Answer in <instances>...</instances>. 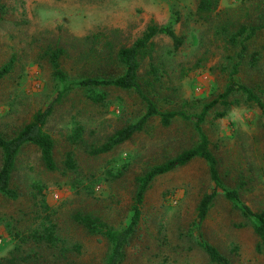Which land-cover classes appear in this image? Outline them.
I'll return each instance as SVG.
<instances>
[{
	"label": "rangeland",
	"instance_id": "1",
	"mask_svg": "<svg viewBox=\"0 0 264 264\" xmlns=\"http://www.w3.org/2000/svg\"><path fill=\"white\" fill-rule=\"evenodd\" d=\"M200 0H0V67L14 58L13 70L0 79V132L13 136L34 113L57 94L50 51L62 48L61 64L69 80L115 77L124 71L118 59L151 23L166 25L174 11L185 35L182 50L173 51L167 34L154 38L152 57L141 60L143 91L161 110L198 111L224 91L232 64L241 50L231 35L241 25L264 24V0H221L207 22L196 15ZM257 54V61L251 60ZM151 63L156 66L152 72ZM239 80L264 100V29L247 42ZM105 100L94 101L75 87L54 105L46 130L55 140L58 168L49 170L34 145L23 147L13 173L18 198L0 193V259L10 256L19 235L40 225L43 184L52 216L68 241V258L34 243L19 246L21 264H104L108 240L92 235L74 215L90 213L120 227L131 216L137 177L150 166L194 146L198 133L192 120L177 117L164 126L153 117L144 130L107 153L92 154L117 130L138 119L146 104L133 90L102 86ZM230 108L216 105L204 123L219 170L229 186L243 185L241 199L253 210L264 209V116L246 95L230 97ZM83 127L75 141L76 125ZM73 152L79 173L65 168ZM2 153L0 150V167ZM123 173L112 177L119 170ZM110 172V173H109ZM80 179L75 184L74 177ZM81 184V185H80ZM212 182L202 158L158 176L147 191L142 219L125 248L121 264H216L198 245L191 226L197 206ZM205 238L228 257L229 264H264V246L251 222L219 194L203 224ZM17 235V236H16ZM15 237V238H14ZM80 245V250L74 245ZM20 258V257H19Z\"/></svg>",
	"mask_w": 264,
	"mask_h": 264
},
{
	"label": "trees",
	"instance_id": "2",
	"mask_svg": "<svg viewBox=\"0 0 264 264\" xmlns=\"http://www.w3.org/2000/svg\"><path fill=\"white\" fill-rule=\"evenodd\" d=\"M221 0H200L196 15L200 21L207 22L211 20L214 14L219 10ZM178 11L172 13L170 21L166 25L151 23L144 33L138 37L131 46L122 47L118 51V59L124 66L123 73L109 78L89 77L78 80H69L66 71L61 64V56L64 54L62 48H56L50 51V63L52 65L53 76L57 84H61L57 94L46 105L39 108L33 115L32 119L20 128L13 136H6L0 132V150L2 153V164L0 167V193L11 198H18V191L12 187V178L16 169L17 159L24 146L31 144L38 148L42 161L49 170L58 168L55 158V140L46 130L48 118L53 113L54 105L61 101L62 98L75 87L85 90L88 98L102 102L105 100L103 92L97 91L102 86H113L115 88L133 90L139 94L146 104V111L135 121L128 123L126 126L117 130L105 142L98 146H93L92 154L107 153L114 150L118 145L130 139L133 135L145 129L148 122L155 116H158L164 126H170L177 117L192 120L194 128L198 133L197 143L187 149L182 150L176 156L170 157L161 163L150 166L143 174H140L137 181V188L131 205L130 220L123 226H114L98 216L90 213L78 212L74 215L75 221L82 225L88 233L99 235L108 240L109 250L105 257L104 264H121L125 258V248L130 238L136 232L142 219V208L145 203L147 191L150 189L152 182L160 175L172 172L183 167L197 158H202L208 165L212 186L205 192L197 206V213L192 221L191 230L195 235L198 245L208 254L211 261L216 264H229L230 261L221 250L212 244L203 233V224L212 209L215 200L219 194L232 202L234 207L239 210L242 216L251 222L259 238V246H264V209L253 210L247 203L241 199V189L243 185L235 187L229 186L223 179L219 170V160L212 150L211 140L204 129V123L211 110L218 104L230 108L233 97L237 94L246 95L247 98L262 111L264 116V100L255 91L254 88L242 83L239 80V67L247 50V42L255 37L264 24L261 25H241L234 32L230 40L239 42L240 52L237 54V61L232 64L225 89L218 96L210 101L203 102L200 109L194 113H189L183 109L180 110H161L157 103L143 91L140 79L139 68L141 60L146 57H152L155 51L154 38L159 34H167L173 41V51L178 52L186 44V36L178 34L175 30V24L180 21ZM251 60L257 61V54L253 53ZM15 60L11 58L0 67V79L6 77L14 68ZM152 72L156 71V66L151 63ZM83 127L78 124L75 127L73 138L78 141L82 138ZM65 168L74 173H79V165L73 154L69 151L65 157ZM110 173V172H109ZM123 173L120 169L112 177L117 178ZM75 184L80 183L78 177L72 180ZM81 185V184H80ZM35 187L38 193L42 194V211L43 215L40 225L32 228L29 232L19 235L20 242L14 245L10 251V256L0 259V264H21L20 261L28 260L33 256H38L34 251L25 256L15 255L19 253V246L24 243H34L36 245L47 247L52 250L59 259H67L68 241L61 234L59 224L49 211L50 206L46 201L45 189L43 184L37 183ZM17 236V235H16ZM15 238V237H14ZM74 249L80 250V245L76 244ZM68 264H71L68 262Z\"/></svg>",
	"mask_w": 264,
	"mask_h": 264
}]
</instances>
